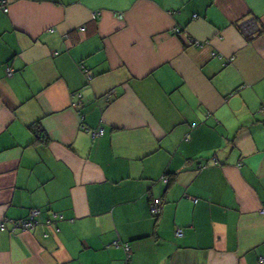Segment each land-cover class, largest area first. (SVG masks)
<instances>
[{"label": "crops", "instance_id": "crops-1", "mask_svg": "<svg viewBox=\"0 0 264 264\" xmlns=\"http://www.w3.org/2000/svg\"><path fill=\"white\" fill-rule=\"evenodd\" d=\"M5 1L0 264H264V0Z\"/></svg>", "mask_w": 264, "mask_h": 264}, {"label": "built area", "instance_id": "built-area-1", "mask_svg": "<svg viewBox=\"0 0 264 264\" xmlns=\"http://www.w3.org/2000/svg\"><path fill=\"white\" fill-rule=\"evenodd\" d=\"M5 2H6L5 0H0V4H3L4 6H5ZM175 31H176V33L179 34V33H181V28H176ZM189 42L193 45H196V46H203L205 43V41L194 39V38L189 39ZM261 110L264 111V104L261 107ZM193 126H195V124H193ZM103 132H104V130L102 128H100L98 130L93 131V136L94 137L98 136L100 134H103ZM161 205H162L161 199H155L151 203L150 207H151V211H152L154 216H158L161 213ZM262 211H264V208H262ZM39 214H40L39 209L31 210L29 218L27 220H23L21 222H13L14 228L20 227L22 229H27V230L34 228L36 226V224L38 223L37 216ZM53 216H54V218H58V219H61L63 217L62 215H59L56 212L53 213ZM47 222L50 223L51 220H48ZM7 228H8V226H7L6 220H1L0 221V230H5ZM176 234L178 236H182L183 235V229L178 227ZM127 251H128V256H129L130 255V253H129L130 247L129 246H127ZM263 260H264V258H261V261H263Z\"/></svg>", "mask_w": 264, "mask_h": 264}]
</instances>
